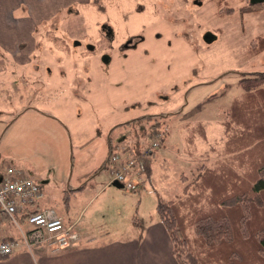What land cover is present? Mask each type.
<instances>
[{
    "label": "rangeland",
    "instance_id": "obj_1",
    "mask_svg": "<svg viewBox=\"0 0 264 264\" xmlns=\"http://www.w3.org/2000/svg\"><path fill=\"white\" fill-rule=\"evenodd\" d=\"M197 1L90 0L76 2L73 14L68 7L62 10L58 31L39 42L41 56L36 59L52 70L45 69L43 76L55 88L46 89L45 80L34 85L40 95L36 106L52 116L50 121L44 114L35 120L38 133L54 151L19 147V125L12 123L24 111L25 99L36 93L25 83L23 97L11 94L16 106L3 118L12 125L0 139V161L18 162L42 184V205L53 207L67 221L80 214L77 228L99 240L130 235L131 219L143 222L158 215L157 200L182 192L180 171L192 179L202 162L214 165L223 157L222 113L242 92V72L264 71L263 46L254 51L260 46L259 35H264V5ZM206 32L216 39L207 42ZM148 114L165 116L135 119ZM197 121H204L208 136L197 141L194 161L171 169L159 159L152 180L135 191L113 184L109 168L96 167L97 157L92 160L89 151L80 152L76 144L99 136L129 149L146 146L159 127L165 137L161 145L171 152L180 140L184 145L181 127ZM193 163L197 168L192 174Z\"/></svg>",
    "mask_w": 264,
    "mask_h": 264
},
{
    "label": "crops",
    "instance_id": "obj_2",
    "mask_svg": "<svg viewBox=\"0 0 264 264\" xmlns=\"http://www.w3.org/2000/svg\"><path fill=\"white\" fill-rule=\"evenodd\" d=\"M90 0H0V125L5 121L3 118L10 116V106H16L15 101H11V94L23 97L20 89L25 88V83L30 84L36 94H31L25 99L24 111L17 117L12 124H18L17 133L20 137L19 147L25 151H42L52 152L51 142H47L46 137L38 133V122L35 120L41 117L45 112L41 111L36 105L39 92H37L36 82L45 80L43 73L45 69L50 70L48 65L42 66L36 59L41 56V52L37 51L39 42L49 40L50 35L58 31L57 24L61 23L62 10L69 9V15L73 14L74 4L77 2L85 3ZM61 15V16H60ZM67 18V17H65ZM56 26V27H54ZM54 34V35H55ZM49 38V39H48ZM20 74V77H11L10 74ZM55 84L50 80H45V88L51 89ZM11 88L13 91L11 92ZM55 88V87H54ZM18 90V92H14ZM56 93V92H55ZM15 98V97H14ZM80 100L79 97H75ZM19 99V98H18ZM13 102V103H12ZM52 119V116H45ZM49 124V122H47ZM11 124V123H10ZM10 124L4 123L5 127L0 129L1 137L10 132ZM41 124V125H48ZM27 127V129H26ZM2 128V127H1ZM185 127H181V136L184 145L177 144V147L171 152L165 151L160 146L155 153L149 156L141 155L139 168L145 175V181L138 190L145 187L147 179L152 180L154 169L159 163L158 160H164L168 166L182 165L185 161H194L195 156H191L197 148L198 140H203L201 136H197L195 143L188 147L190 143L186 140V133L183 131ZM207 132V131H206ZM208 136V134H207ZM201 137V138H200ZM186 140V141H185ZM165 141V140H164ZM79 151L88 150L98 159L96 167H101L107 161L112 146L115 144L112 140H101L99 136H94L90 141H77ZM131 148V152L135 155L139 154L144 145ZM186 144V145H185ZM64 145V144H63ZM128 145V144H127ZM65 146V145H64ZM44 148V149H42ZM164 148V149H163ZM42 149V150H41ZM113 150V148H112ZM200 152L201 149L199 148ZM203 151V150H202ZM197 153V152H196ZM4 156L0 152V158ZM189 162V163H190ZM12 164L22 168L21 165L13 164L8 159L0 161V183L3 179L4 169L7 164ZM188 163V162H187ZM109 162L107 165L109 166ZM186 164V163H185ZM95 167V168H96ZM192 174L196 172V163L191 164ZM172 169V167H170ZM24 170V167L22 168ZM96 170V169H94ZM28 175L27 171L24 170ZM176 178L179 172H176ZM185 174V171H180ZM182 176V175H181ZM187 176V175H186ZM188 177V176H187ZM181 179V177H180ZM182 180V179H181ZM182 182V181H181ZM42 185V184H41ZM44 190V189H43ZM46 197L44 191V197ZM156 206L158 200L156 201ZM47 206L40 202L30 209H41ZM157 210V209H156ZM65 221V225L70 228V246L54 251L51 246L37 245L29 249L23 245V234L29 231L30 224L27 219H21V226L14 224L5 214H0V239L15 238L20 240L21 247L14 250L13 253L0 257V264H177V258L174 254L173 242L169 232L159 215H149L143 222L135 223L130 221V235L119 236L115 238H106L99 240L94 235L88 234L85 228H77L80 214L72 221H67L65 215L60 214Z\"/></svg>",
    "mask_w": 264,
    "mask_h": 264
},
{
    "label": "trees",
    "instance_id": "obj_3",
    "mask_svg": "<svg viewBox=\"0 0 264 264\" xmlns=\"http://www.w3.org/2000/svg\"><path fill=\"white\" fill-rule=\"evenodd\" d=\"M258 38L254 51L264 48V35ZM242 73V92L220 119L223 157L214 165L202 162L192 179L181 174L182 192L156 206L177 264H264V71ZM160 116L165 114L135 119ZM184 127L188 143L194 144L197 136L207 138L204 121ZM109 161L110 154L100 168Z\"/></svg>",
    "mask_w": 264,
    "mask_h": 264
},
{
    "label": "built area",
    "instance_id": "obj_4",
    "mask_svg": "<svg viewBox=\"0 0 264 264\" xmlns=\"http://www.w3.org/2000/svg\"><path fill=\"white\" fill-rule=\"evenodd\" d=\"M150 141L137 155L126 146H114L110 154L111 180H118L126 188L137 190L145 180L139 168L141 155L149 156L161 146L164 141L162 129L157 128ZM43 197L44 190L40 183L29 177L22 168L10 163L6 165L0 183V214L7 215L14 224L21 226L22 216ZM32 210L27 217L30 229L23 234L25 247L32 249L37 245H48L56 251L70 246V228L53 207ZM20 245V240L15 238L0 239V257L13 253Z\"/></svg>",
    "mask_w": 264,
    "mask_h": 264
},
{
    "label": "water",
    "instance_id": "obj_5",
    "mask_svg": "<svg viewBox=\"0 0 264 264\" xmlns=\"http://www.w3.org/2000/svg\"><path fill=\"white\" fill-rule=\"evenodd\" d=\"M264 0H250V3L251 4H256V3H262ZM212 33H207L205 36H204V39L207 41V42H211L213 41L214 39H216V35L215 34H212ZM106 60L109 59L108 56H105ZM113 184L115 185H118V186H121L123 187V184L121 182H119L118 180H114L113 181Z\"/></svg>",
    "mask_w": 264,
    "mask_h": 264
},
{
    "label": "flooded vegetation",
    "instance_id": "obj_6",
    "mask_svg": "<svg viewBox=\"0 0 264 264\" xmlns=\"http://www.w3.org/2000/svg\"><path fill=\"white\" fill-rule=\"evenodd\" d=\"M195 3H196V4H199V2H198L197 0H195ZM246 3H247L248 6L264 5V1H263L262 3L251 4V3H250V0H247ZM200 4H201V3H200ZM207 33H208V32H206L205 35H206ZM209 33H211V32H209ZM205 35H204V36H205ZM211 35H212V34H211ZM214 40H215V39H214ZM214 40H213V41H214ZM211 42H212V41H211ZM135 44H136V43H135ZM135 44H133V45H135Z\"/></svg>",
    "mask_w": 264,
    "mask_h": 264
}]
</instances>
